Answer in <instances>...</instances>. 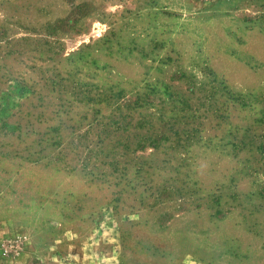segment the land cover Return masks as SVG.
Returning a JSON list of instances; mask_svg holds the SVG:
<instances>
[{
    "label": "rangeland",
    "instance_id": "374dc122",
    "mask_svg": "<svg viewBox=\"0 0 264 264\" xmlns=\"http://www.w3.org/2000/svg\"><path fill=\"white\" fill-rule=\"evenodd\" d=\"M0 264H264V0H0Z\"/></svg>",
    "mask_w": 264,
    "mask_h": 264
}]
</instances>
